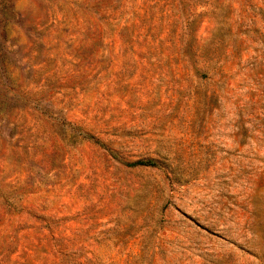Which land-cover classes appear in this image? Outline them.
<instances>
[{
    "label": "rangeland",
    "instance_id": "374dc122",
    "mask_svg": "<svg viewBox=\"0 0 264 264\" xmlns=\"http://www.w3.org/2000/svg\"><path fill=\"white\" fill-rule=\"evenodd\" d=\"M0 264H264V0H0Z\"/></svg>",
    "mask_w": 264,
    "mask_h": 264
},
{
    "label": "trees",
    "instance_id": "16d2710c",
    "mask_svg": "<svg viewBox=\"0 0 264 264\" xmlns=\"http://www.w3.org/2000/svg\"><path fill=\"white\" fill-rule=\"evenodd\" d=\"M79 129L82 131L84 137H90L91 134L84 130L83 128L79 127ZM163 162L156 158H141L131 163V166H141V167H157L159 165H162Z\"/></svg>",
    "mask_w": 264,
    "mask_h": 264
}]
</instances>
